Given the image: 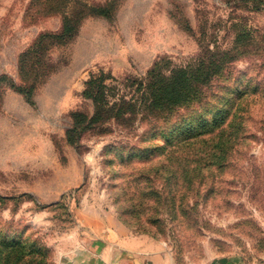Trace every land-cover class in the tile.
I'll return each mask as SVG.
<instances>
[{"label":"rangeland","instance_id":"1","mask_svg":"<svg viewBox=\"0 0 264 264\" xmlns=\"http://www.w3.org/2000/svg\"><path fill=\"white\" fill-rule=\"evenodd\" d=\"M32 1L0 0V76L16 84L19 55L40 33L59 32L76 7L40 16ZM113 3L108 17L86 16L68 44L49 51L54 70L36 86L34 105L0 87V264H71L94 229L111 223L164 242L177 264L227 256L264 264V0ZM201 60L222 62L211 64L212 79L203 77L201 105L164 123L139 111L85 130L76 145L67 141L71 113H92L83 95L91 74L110 76L115 98L128 99L151 73L169 77ZM244 92L237 132H204L179 144L175 162L164 161L158 146L204 129Z\"/></svg>","mask_w":264,"mask_h":264},{"label":"trees","instance_id":"2","mask_svg":"<svg viewBox=\"0 0 264 264\" xmlns=\"http://www.w3.org/2000/svg\"><path fill=\"white\" fill-rule=\"evenodd\" d=\"M71 4L76 7L72 11L63 14L59 32L40 33L32 44L19 55L17 61L18 77L22 84H16L13 80L0 76V87L8 86L22 94L26 102L34 105L33 93L36 86L42 83L54 70L49 51L53 47L68 44L76 36L78 27L86 16L108 17L114 8L113 0H108L105 6L95 8H91L77 0H33L30 8L36 5V8L40 11L37 12L38 10H36V12L40 16H47L52 13H59L54 11L53 6L63 5L67 8ZM41 7L42 9L40 10ZM206 62L204 60L199 61L195 68L177 69L169 77L153 72L149 75L146 82L138 84L139 90L134 92L138 93L140 91L139 95L136 93L135 95L137 96L131 95L128 99L121 96L115 98L116 86L105 83V80L110 76L106 78L103 73L91 74L85 82L83 95L91 101L93 105L92 113L90 115L81 111L71 113V127L65 133L67 141L76 145L85 130L111 119L124 121L123 123H125L126 119H132L139 111L142 115L148 114L154 119H161L164 123L166 117L172 115L180 108L192 103L201 105L206 99V90H200L203 85H206L204 78L212 79L217 73L216 66L211 64H222V62L210 61V65H205ZM246 94L247 92H244L235 96V100L229 102L230 105L227 106L229 108L223 114H219L220 116L214 121H207L206 124L202 125L204 129L178 134L165 140L162 145L157 147L164 161L174 160L179 144L189 143L190 140L195 139L204 132L214 133V131L219 130L222 135L224 133L228 135L226 137H230L234 131L237 132L238 128L234 126L236 124L234 118L237 116V105ZM230 125L233 130L225 132L227 126ZM220 142L222 143L218 147L220 151L218 154L225 151V149H221L224 139ZM227 142L228 140H226ZM211 154L207 152L203 158L209 157ZM187 162H189L186 163L188 166L184 163V167H190L193 161ZM161 167H167V164H162Z\"/></svg>","mask_w":264,"mask_h":264},{"label":"crops","instance_id":"3","mask_svg":"<svg viewBox=\"0 0 264 264\" xmlns=\"http://www.w3.org/2000/svg\"><path fill=\"white\" fill-rule=\"evenodd\" d=\"M94 231L97 234L95 240L85 242L73 251L71 264H177L166 244L148 235H134L116 223ZM202 264L245 263L236 256H227Z\"/></svg>","mask_w":264,"mask_h":264}]
</instances>
